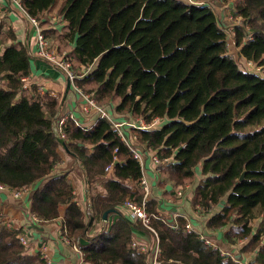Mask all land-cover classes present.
<instances>
[{"label":"trees","instance_id":"16d2710c","mask_svg":"<svg viewBox=\"0 0 264 264\" xmlns=\"http://www.w3.org/2000/svg\"><path fill=\"white\" fill-rule=\"evenodd\" d=\"M58 1L23 0V5L42 28V17ZM211 3L232 4L233 16L243 20L235 29L239 56L261 73L243 70L230 54L212 6L182 0H65L59 13L71 46L65 56L79 76L75 85L98 105L146 123L160 120L136 133L146 152L168 160L161 166L165 181L186 187L200 169L193 202L209 215L207 231L228 228L226 240L247 241L246 252L258 250L252 264H264V0ZM43 34L49 40L44 29ZM31 75L28 48L0 25V186L11 192L34 188L33 216L53 221L65 206L63 233L72 243L89 242L79 247L91 264H151L150 250L133 247L134 228L158 240L161 264H240L206 244L203 234L188 231L183 219L177 229L153 219L155 235L123 217L87 237L88 216L68 174L56 170L63 151L82 163L89 186L108 177L106 168L113 165L106 195L92 203L103 212L127 200L141 203L142 166L107 119L87 130L68 118L60 129L61 100L31 85L24 89L22 79ZM2 216L0 264H47Z\"/></svg>","mask_w":264,"mask_h":264},{"label":"crops","instance_id":"0c3cea01","mask_svg":"<svg viewBox=\"0 0 264 264\" xmlns=\"http://www.w3.org/2000/svg\"><path fill=\"white\" fill-rule=\"evenodd\" d=\"M60 2L61 4L65 3V0H60ZM231 6L232 4H223L221 7L215 6L216 8L214 9L216 16L227 31L237 26V17L233 16L230 10ZM61 9L62 7L58 8L56 5L46 16L42 17L41 25L52 43L53 50L67 53L71 51V46H69V41L64 38L66 23L61 22L59 16ZM0 25H3L4 28L12 29L17 35L18 42L23 43L28 48L32 56L30 85L50 97L61 100V108L58 115L72 116L85 128L91 130L101 119L100 114L95 108L88 106L85 98L74 88L75 83L70 82L63 72L36 55L38 49L37 31L14 0H0ZM239 50L236 46L237 54H239ZM230 54L232 55L231 51ZM241 59L245 60L242 57ZM69 82L71 86L67 90ZM108 110L113 119L118 122H132L135 119L130 114L116 113L114 107ZM123 129L129 142L134 143L135 148L142 154V163L140 164L143 175L152 190L148 211L161 214L166 219H172L176 214L184 215L191 222L193 230L207 237L216 248L236 257L240 260V264H252L258 250L256 252H246L244 247L247 241H239L236 244L228 242L225 238L228 228L220 229L217 232L207 231L206 222L209 215H202L193 202L196 188L203 178L200 169L197 172L194 183L188 184L186 187H174L165 181L162 172L160 174L156 172L157 166L153 161L154 152H146L144 146L142 147L139 144L136 130L128 125L123 126ZM66 151L62 153L64 166L60 168L59 172L68 174L74 188L75 200L88 216L87 237L92 238L99 235L106 226L123 217L135 224L137 219L124 205L111 212L108 216V221L104 220L105 212L100 206L92 209V203H94L96 196L106 195L104 183L107 179L113 177L114 171L107 172L108 177L100 178L89 186L84 166L74 155ZM33 190L34 188H30L28 193H22L20 197H15L13 195L14 192L8 189L0 190V211L3 215V220L11 223L16 230H20L19 232L29 239L30 252L39 251L43 253L46 250L52 264H91L82 259L81 250L77 251L73 245L64 241L63 221L66 212L65 206L60 208V216L56 220L48 222H42L40 219V222L32 220L33 215L30 207ZM180 191L182 196L178 195ZM255 225L257 227L258 222ZM133 230V239L136 247L141 252L150 250L152 256H154V250L157 245L159 246L154 237L141 228H134ZM103 244H105V241L99 243V246Z\"/></svg>","mask_w":264,"mask_h":264},{"label":"built area","instance_id":"2783aa9c","mask_svg":"<svg viewBox=\"0 0 264 264\" xmlns=\"http://www.w3.org/2000/svg\"><path fill=\"white\" fill-rule=\"evenodd\" d=\"M182 1H184V2H186L188 4L198 5V6H201V5H210L211 6L212 5L210 0H208V1H206V0H182ZM14 2L16 3V5H18V7L20 8L21 12L27 17V19L30 21V23L35 27V29L37 31V47H38V49H37L36 55L39 58H41V59L45 60L46 62H48L54 68H56V69L60 70L61 72H63L67 76L68 80L70 82L74 83V80L77 77H79V76L76 73L73 72V70H72L73 64H72V62L69 59H66V56H65L66 53L61 54L58 51L52 49L50 41L48 39H46V37L43 34V29L41 28L39 21L36 18L30 16L27 13L26 9L24 8L22 0H14ZM230 20H232V19H230ZM236 21H237V26L238 25L239 26L243 25V20H242L241 17H237ZM219 22H221V21L219 20ZM222 26H223V24H222ZM235 28L231 29L229 31H227L225 29V27L223 28L225 33L227 34V44H228L227 47H228L229 52L231 51L230 50V45H233L234 47H236ZM231 39H233V40H231ZM246 62H248L249 66L253 65V66L257 67L252 62H249V61H246ZM257 68L259 70H261V68H259V67H257ZM22 81H23V84H24L23 88L27 90L29 88V85H30V77H25V78L22 79ZM74 88L85 98V100L88 103V106L93 107V108H95L98 111V113L100 114L101 119H107L112 124L114 130L117 131V133L120 136L121 140L128 146V148L133 153V157L136 160H138L140 163H142V154L135 148L134 143L132 144V143L129 142V140L126 137V134L124 132L123 126L128 125L129 127H131L132 129H135V130H137V129H150L154 125H156L160 120L157 119L153 123H146L144 121V119L139 118L134 123H131V122L121 123V122H118L115 119H113V117L111 116L109 110L106 107L98 105L94 101V99H92L89 95L84 94L76 85H74ZM68 118L74 119L72 116H69V115H66V116L58 115L57 124L59 125L60 129L63 127V125L65 124V122H66V120ZM75 122H76V125L78 127L83 128V129H87V128L84 127V125L79 123V121L75 120ZM87 130H89V129H87ZM59 135L62 138V140L66 136L65 133L62 132V131L59 132ZM153 161H154L155 165L157 166L156 172L158 174H160L161 173V166L164 164V162H167L168 160L167 159L166 160H162V159H160L158 157V155L156 153H154L153 154ZM63 166H64V163H59L56 166V170L59 171L60 168H62ZM112 170H113V165H110V166H108L106 168L107 172H110ZM140 186H141L142 191H143V197H142L141 203H135L132 200H127L125 202L124 206L132 212L133 216L142 223V225H143V227L145 229H147L148 231H150L151 233H154L156 235V231L152 227V220L153 219L162 221L166 225H169V226H171V227H173L175 229H177L179 227V220L183 219L185 221V228L188 231H192L193 230V226H192L191 222L184 215L176 214V215H174L172 217V219H166L161 214L150 213L148 211V203L150 201L151 191L152 190H151V186H150L149 182L147 181V179L145 178L144 175L141 178ZM4 189H5L4 187L0 186V190H4ZM29 190H30L29 187H25V188L20 190L21 192L20 191L14 192L13 195L15 197H20L22 195V193H28ZM178 195L182 196V192L180 191L178 193ZM197 208H198V210H200L199 207H197ZM0 213H1V211H0ZM32 220L34 222H40L39 218L36 217V216H32ZM8 225L10 227L14 228L11 223H8ZM63 236L65 237L64 241L68 244L69 243V240H68L69 238L66 235V233H63ZM27 239L28 238L23 236V235L20 236V241L25 246H29ZM202 239L205 240L206 244L213 245L212 242L209 239L205 238L204 236H202ZM76 243H77V245H76ZM76 243H75V245H73V247L77 251H80V247H79L80 241L76 242ZM157 243H158V240H157ZM133 247L136 248V245L134 244ZM158 251H159V246L157 245L156 249L154 250V258L152 259L151 264H161L157 260ZM145 252H147V250H145ZM220 252H221L222 256H224V257H233L232 255H230L229 253H227L225 251L220 250ZM42 255H43V258L47 260V264H52V261L49 259V255H48L46 250L42 253Z\"/></svg>","mask_w":264,"mask_h":264},{"label":"rangeland","instance_id":"374dc122","mask_svg":"<svg viewBox=\"0 0 264 264\" xmlns=\"http://www.w3.org/2000/svg\"><path fill=\"white\" fill-rule=\"evenodd\" d=\"M206 1H208V0H206ZM64 2V1H63ZM210 2H211V0H210ZM63 6H64V3H62L61 4V2H60V0L57 2V7L58 8H63ZM212 7H213V9H215L216 7L215 6H218V7H221L220 5H218V4H214V5H211ZM239 26V25H238ZM230 50H231V52H232V55L233 56H236V59H237V62L239 63V65H240V67L243 69V70H245V71H252V72H258V73H261V70H259L257 67H255V66H253V65H251V66H249L248 65V62H246V60H243V59H241V57L239 56V54H237V52H236V47H234L233 45H230ZM137 119H139L138 117H136L131 123H134ZM20 191V190H19ZM21 192V191H20ZM69 240V243L68 244H70V245H75V243H72V241L70 240V239H68ZM27 241H28V244H29V239H27ZM76 245H77V243H76ZM232 258H235L234 256L232 257Z\"/></svg>","mask_w":264,"mask_h":264},{"label":"water","instance_id":"95a60500","mask_svg":"<svg viewBox=\"0 0 264 264\" xmlns=\"http://www.w3.org/2000/svg\"><path fill=\"white\" fill-rule=\"evenodd\" d=\"M70 86H71V83L69 82V84H68V89H67V90L70 89ZM60 142H61L62 144L65 145L64 140L60 139ZM244 177H245V173L242 174L241 180H243ZM222 203L225 204V201H223ZM113 211H115V210H108V211H106V212L104 213V220H105V221H108V216H109V214H110L111 212H113ZM87 233H88V228H87L86 234H87ZM80 243H81V245H86V244H88L89 242H88L86 239H81V240H80Z\"/></svg>","mask_w":264,"mask_h":264}]
</instances>
